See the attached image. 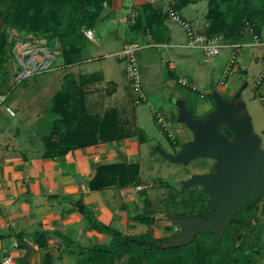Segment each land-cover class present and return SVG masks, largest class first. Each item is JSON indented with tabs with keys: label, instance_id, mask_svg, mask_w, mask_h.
<instances>
[{
	"label": "rangeland",
	"instance_id": "rangeland-1",
	"mask_svg": "<svg viewBox=\"0 0 264 264\" xmlns=\"http://www.w3.org/2000/svg\"><path fill=\"white\" fill-rule=\"evenodd\" d=\"M170 2L171 0L161 1V7L166 10ZM176 13L188 23L195 36L204 34L207 25V1L188 4L176 10ZM165 23L168 27V39L164 42H156L148 34L146 37L145 33L141 37V32L125 31L124 28L116 31L99 23L96 31L93 29L94 40H88L86 47L76 56V63L63 66L61 55L55 50L53 67L22 80L15 85L12 93L9 87L14 84V67L10 60L2 77L1 86L5 93H11L10 106L14 112V116L9 115L8 118L0 115L3 125L8 123L5 136L12 135L15 144L23 148L26 157L30 159L38 149H44L39 136L50 129L54 114L50 112L49 106L54 94L62 89L64 76L78 79L81 73L104 72L102 80H92L93 83H90L99 90L86 93L87 112L93 117L100 118L106 111L116 108L122 130L130 132V135L122 142L116 144L111 142L107 148L105 147L103 155L97 157L94 165L117 161L119 153H124L128 156V162L139 163V182L142 188L133 185L122 188L120 195L123 202L120 208L109 205V201L115 199L114 188L89 191L88 194H83L82 204H78L77 209L83 204L87 209L93 208V214L97 218L105 223H111L128 235L150 230L156 238L170 237L177 227L166 216L193 214L207 205L201 188H182L181 182L193 174L209 170L213 160L197 157L186 164L171 163L158 151L162 149L167 153H174L180 149L184 141L192 139L190 130L177 121L179 111L177 100H182L194 117L204 118L215 108L213 92L219 93L226 101L234 100L238 96L246 107L254 132L262 139L261 146L264 147V105L260 99V96H264V78L257 84L264 69V31L261 33L260 44L255 43L251 33H247L239 40L237 57L231 70L226 71L232 48H222L218 54L206 56L199 45L189 46L190 39L182 24L169 15ZM117 34L127 36L129 42L139 46L135 51L139 91L135 92L131 87V80L126 73V61L112 54L121 44V39L115 38ZM167 41L180 46L166 47L163 43ZM50 46H55V42ZM190 52L196 56L193 72L180 65L183 54L187 55ZM170 63H173L175 68H169ZM88 78L90 79V76ZM182 81L186 85L182 84ZM112 86H116L114 93L104 92V89L110 90ZM139 95L143 98L137 101ZM25 140L29 143L24 147L21 141ZM173 143H177L178 146H174ZM12 152L14 154L16 151ZM261 198L256 203L258 206L257 210L254 209L256 213L254 214L253 209L251 211V214H254L253 222L257 220L264 205V195ZM144 199L149 201L154 212V223L151 226L130 219V216L142 211ZM73 209L78 211L76 206ZM262 227L264 229V223ZM245 231V225L233 224L228 232L234 236L235 243L238 244ZM98 239L106 243L110 237L101 234ZM77 241L84 246L97 242L94 237L91 238L87 234L80 235ZM11 243L5 249L7 255L11 256L12 264H22L24 253L17 247L18 245ZM59 243L54 239L48 247L56 256L51 264H74L79 255L77 253L72 255L67 251L60 254L63 243L55 250ZM2 254L3 252H0V259ZM43 256L44 252L37 259L30 256L28 261L31 264H42ZM251 260L252 264H263V253L252 257Z\"/></svg>",
	"mask_w": 264,
	"mask_h": 264
},
{
	"label": "trees",
	"instance_id": "trees-1",
	"mask_svg": "<svg viewBox=\"0 0 264 264\" xmlns=\"http://www.w3.org/2000/svg\"><path fill=\"white\" fill-rule=\"evenodd\" d=\"M115 1L117 0H0V86L10 60V43L7 40L9 30L20 36H31L51 44L55 42V50L60 53L63 66H70L77 61L76 56L89 40L81 29H93L105 7L112 6ZM198 1L201 0H171L168 7L176 11ZM205 1L207 25L204 36L207 39L221 35L224 40L234 42L241 40L247 33L259 36L264 31V0ZM168 7L164 10L161 6L154 7L151 2L143 3L132 15L129 30L148 34L156 42L166 41ZM82 83L83 81L65 75L62 89L52 97L49 108L54 115L50 129L41 136L44 145L42 158L64 160L71 150L121 140L130 135V132L122 130L115 108L106 111L100 118L87 112ZM221 130L229 139L232 138L224 125ZM170 140L173 141L172 138ZM173 145L178 146L177 143ZM139 172L137 161L125 164L118 159L100 163L95 166L86 186L90 191L109 188L120 191L131 185L140 186ZM78 204H82V201L75 202L76 209ZM252 209L255 207L242 203L241 209L218 243L214 242L211 233L206 232L197 234L189 244L163 247L162 243H167L169 237L156 238L150 230L137 235L124 234L111 223L99 220L93 210L86 206L77 210L82 214L87 227L108 235V242H92L82 246L66 233L55 234L63 243L60 254L67 251L72 255H79L74 264H252L251 258L254 256L263 253L264 259V205L255 222L252 220L256 211L252 215ZM153 214L149 201L144 199L142 211L133 214L130 219L151 226L154 223ZM233 224L246 226L238 244L228 232ZM48 238L43 234L35 239L38 248L45 249L42 264H51L56 257L48 250ZM18 242H22V239ZM26 264L31 263L27 261Z\"/></svg>",
	"mask_w": 264,
	"mask_h": 264
},
{
	"label": "crops",
	"instance_id": "crops-1",
	"mask_svg": "<svg viewBox=\"0 0 264 264\" xmlns=\"http://www.w3.org/2000/svg\"><path fill=\"white\" fill-rule=\"evenodd\" d=\"M161 1L164 0H117L112 6L105 7L99 23L102 26L105 24L109 29H116V31L121 28L128 31L129 25L133 21L132 15L137 12L140 5L151 2L154 7H158L161 6ZM98 24L93 28L94 31H96ZM170 35L172 37V34ZM258 37L260 43H262L261 35ZM115 38L121 39V44L112 53L114 55L125 44L132 43L128 41L127 36H118L117 34ZM163 44L166 47L180 46V44H170L169 41ZM182 58L181 67L193 72L196 65V56L190 52L187 55L183 54ZM168 67L175 68V65L170 63ZM88 76H90V79ZM103 77L104 72L81 73L78 75V80L83 81L82 89L85 104L86 93L99 90L90 83H93L92 80H102ZM112 82L116 84L114 81ZM10 88L11 86L9 87L11 92L13 89L10 90ZM115 91L116 86H112L110 90L104 89V92L108 94ZM10 92L5 93L2 86H0V94H7L5 103L9 106L12 102L10 97L12 92ZM0 115L7 118L9 116L2 106H0ZM159 119L160 117L157 120L159 121ZM2 121L0 120V252H3V254L0 264L4 258L9 256L5 249L10 242L13 245L23 242L29 243L32 246L31 257L37 259L42 252H45V249L38 248L35 239L43 234L49 237V247L50 242H53L54 239L62 243L59 238H56L55 232L66 233L80 245L82 244L77 240L80 235L84 234L91 238L94 237L99 243L103 242L98 239L101 234L89 229L82 214L79 211H74L73 207L77 200L82 201L84 193H89L90 190L87 188L86 182L94 173L96 166L94 162L97 157L103 155L105 147L107 148L111 142L71 150L64 160L60 161L42 158L41 155L44 149H38L36 154L29 159L26 157L24 149L15 144L12 135L5 136L8 123L3 125ZM41 136L42 134L39 136L40 140H42ZM124 139L112 143L116 144ZM26 140L21 141L24 147L29 143ZM12 151L16 152L13 154ZM140 186L142 188V185ZM98 219L102 221V219ZM20 238L22 242H18ZM20 250L24 253V250ZM55 250H58V245Z\"/></svg>",
	"mask_w": 264,
	"mask_h": 264
},
{
	"label": "water",
	"instance_id": "water-1",
	"mask_svg": "<svg viewBox=\"0 0 264 264\" xmlns=\"http://www.w3.org/2000/svg\"><path fill=\"white\" fill-rule=\"evenodd\" d=\"M212 95L215 108L204 118L194 117L185 103L177 100V121L184 124L194 138L184 141L174 153L158 149L162 157L171 163L186 164L197 157L215 159V174L196 173L181 182L182 188L202 187L212 209L202 212L201 218L192 214L168 216L182 233L170 238L163 247L189 244L197 234L206 232L211 233L214 242L218 243L240 210V202L252 207L264 195V147L261 146V137L254 132L246 107L238 96L226 101L217 92ZM221 125L231 133V139L222 132ZM118 158L128 163V156L124 153H119ZM122 202L120 191L116 190L115 199L109 201V205L120 208ZM83 207L81 205L80 209ZM255 208L258 209V206L255 205ZM18 248L24 250L22 264H26L32 246L23 242L18 244Z\"/></svg>",
	"mask_w": 264,
	"mask_h": 264
},
{
	"label": "built area",
	"instance_id": "built-area-1",
	"mask_svg": "<svg viewBox=\"0 0 264 264\" xmlns=\"http://www.w3.org/2000/svg\"><path fill=\"white\" fill-rule=\"evenodd\" d=\"M168 15L183 25L190 39L189 46L195 47L199 45L203 48L206 56L216 55L222 48H232L229 63L226 67V71L231 70L233 62L237 57L240 45L239 41H226L221 35L215 36L212 39H207L204 35L195 36L188 23L181 19L176 11L170 7H168ZM81 31L87 39L94 40V31L91 28H82ZM252 38L255 40V43L260 44V40L257 35H252ZM7 40L10 43V61L13 63L14 67V84H18L22 80L33 75L46 72L53 67L56 57V44L55 46H50L45 40H38L31 36H20L13 30L8 31ZM138 48L139 46L136 43H128L115 54L117 58L124 59L126 61V73L128 78L131 80V87L135 92L140 89L138 66L135 59V51ZM263 78L264 69L261 72L257 84H259ZM181 83L186 85L184 81ZM6 98L7 94H0V106L3 107L4 111L8 115L14 116L12 108L5 103ZM142 98L143 96L139 95L137 101ZM260 99L264 105V96H260ZM1 264H12V258L10 256L4 258Z\"/></svg>",
	"mask_w": 264,
	"mask_h": 264
},
{
	"label": "flooded vegetation",
	"instance_id": "flooded-vegetation-1",
	"mask_svg": "<svg viewBox=\"0 0 264 264\" xmlns=\"http://www.w3.org/2000/svg\"><path fill=\"white\" fill-rule=\"evenodd\" d=\"M221 126H222V125H221ZM220 128H221V127H220ZM191 134H192V133H191ZM193 138H194V136H193V134H192V139H191V140H193ZM188 141H189V140H188ZM210 159L213 160V163H212V165H211V168H210L209 170H206V171H203V172H200V173H211V174H215V173H216V170H215V167H214L215 159H213V158H210ZM195 187H199V188H201L202 191H203V193H204V195H205V197H206V199H207V205H206L203 209L198 210L196 213H193V214H192V215H194L196 218H201V217H202V216H201V213L204 212V211H206V210H210V209H212V207H211L210 200H209V197H208L206 191H205L202 187H200V186H195ZM248 193L250 194L251 191H248ZM240 203H241V206H242V202H240ZM255 205H256V204H255ZM255 205H254V207H255ZM240 209H241V208H240ZM255 209H256V208H255ZM186 215H187V214H186ZM183 216H185V215H183ZM166 217L168 218V216H166ZM174 225H175L177 228H176V230H174V232L171 233L169 239L172 238V237L179 236V235L182 233L180 227H179L177 224H174Z\"/></svg>",
	"mask_w": 264,
	"mask_h": 264
}]
</instances>
